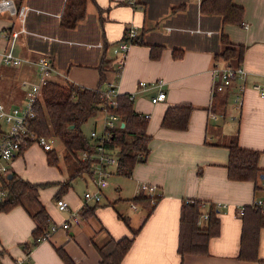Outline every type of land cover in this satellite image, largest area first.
<instances>
[{"label":"crops","instance_id":"0c3cea01","mask_svg":"<svg viewBox=\"0 0 264 264\" xmlns=\"http://www.w3.org/2000/svg\"><path fill=\"white\" fill-rule=\"evenodd\" d=\"M13 1L18 9L25 10V17L0 13V54L10 50L23 62L10 66L0 60V104L6 109L24 104L26 87L36 79L34 62L38 57L48 58L56 70L51 81L57 78L89 89L97 86L96 67L105 63L106 83L102 89L115 83L118 94H134L135 112L148 115L146 134L150 141L147 158L135 164L130 177L112 171L129 181L132 192L122 197L118 194L112 201L104 195L98 205L85 202L87 188L79 196L71 186L76 178H81L87 187L83 177L91 178L90 175L80 173L69 181L66 166L64 175L59 172V158L56 157V165H50L48 151L36 144L7 162L9 173L30 183L58 185L38 189V200L48 214L46 231L67 222L69 211L76 212L80 222L69 224L67 229L59 227L27 255L24 244L31 242L35 223L30 213L36 207L34 211L25 205L0 212V250L4 252L0 264H17L16 260L26 256L28 264H64L58 249L75 264H99L97 247L109 239L131 237L130 230L138 227L139 232L120 264H255L237 256L241 235L239 210L264 199V96L252 87L254 83L264 85V0H232L243 9L240 26L222 23L220 16L201 13L202 0H86L84 16L72 29L59 25L67 0ZM130 26L137 27L139 41L129 49L116 77L111 47L125 38ZM12 33L17 34L14 37ZM221 37L231 46L242 48L239 66L248 76L239 108L232 104L236 87L213 92L212 67L236 66L233 62L216 61L215 55L224 48ZM152 46L160 47L157 59L150 58ZM160 80V88L153 85ZM140 82L146 87H141ZM159 90L166 93L165 100L152 104L151 97ZM173 106H191L185 130L161 127L166 109ZM0 124L5 131L1 120ZM94 128L97 129L95 125ZM235 135L240 148L259 152L262 174L257 190L253 182L227 178L226 145ZM32 146L44 152L46 177L34 171L36 163L26 156ZM139 182L153 184L161 193L149 216L146 203L131 201L138 195ZM63 184L66 189L59 198L67 202L68 212L60 211L56 205V192ZM120 191L118 187L117 192ZM187 199L209 205L222 203L226 207L215 209L220 229L219 235L209 241V253L185 255L181 259L177 253L179 209ZM94 206L91 215L81 216L83 209ZM206 221L200 215L198 226H205ZM257 254L264 258V228L259 231Z\"/></svg>","mask_w":264,"mask_h":264},{"label":"trees","instance_id":"16d2710c","mask_svg":"<svg viewBox=\"0 0 264 264\" xmlns=\"http://www.w3.org/2000/svg\"><path fill=\"white\" fill-rule=\"evenodd\" d=\"M86 0H67L60 19V27L72 29L76 22L84 16ZM78 11V12H77ZM200 12L203 14L217 15L221 17L222 23L241 25L243 9L232 3V0H202ZM125 39V38H124ZM223 50L215 55L216 61L227 64L233 62L240 65L242 60V48L231 46L223 37ZM106 49L105 46H103ZM160 47H151L150 58L159 57ZM105 63L98 65V82L94 89L80 87L71 83L59 84L48 81L41 90V97L37 103L36 114L30 121V130L38 136L56 138L63 144L66 152L65 160L70 161L67 167L69 181L87 173L92 175L91 160L81 161L79 154L86 151L94 152L95 142L86 137L81 125L97 116L102 107L114 113L119 118V125L111 131V138L107 146L116 149L117 165L115 173L130 177L135 164L143 162L149 153L148 143L150 136L146 134L147 118L139 116L133 108V102L128 94H118L115 98L116 106L111 107L107 101L100 98V90L105 85ZM191 113V106L168 107L161 121V127L173 130H185ZM124 126L121 127V124ZM72 127V128H70ZM4 128L0 124V137ZM32 142L22 146L19 153L27 149ZM228 158L226 163L227 178L231 181H249L254 183V190L259 189L257 182L262 174L258 167L259 152L255 150L242 149L237 144L236 135L226 145ZM56 153L51 150L47 152L50 165H56ZM12 174V173H11ZM47 184H34L12 174L8 180H4L2 188L5 195L0 199V212H7L17 206H25L31 203L36 210L30 213L35 223L31 234V244L38 243L36 240L48 229V214L38 200V189ZM65 184L61 185L56 192V199L65 190ZM160 198H151L144 193H139L131 199L132 202H144L148 206V216ZM199 200H183L179 209V232L177 240V253L181 259L185 255L205 256L209 253V241L219 235L220 220L213 204L208 209V219L205 226H198V218L202 214ZM98 205V203H96ZM96 206L91 209H83L81 216L92 214ZM241 220V235L239 240V252L237 258L241 261H249L255 264H264V258L257 254L258 235L260 229L264 228V214L257 208L246 205L239 214ZM147 216V217H148ZM146 217V218H147ZM145 218V219H146ZM144 219V220H145ZM143 220V221H144ZM143 223V222H142ZM140 227L132 229L131 237H123L119 240L109 239L105 244L97 247L100 256L99 264H120L129 251L133 240ZM26 254L31 250L30 244L25 243ZM0 250V256L3 254ZM57 254L64 264H75L69 256L58 249Z\"/></svg>","mask_w":264,"mask_h":264},{"label":"built area","instance_id":"2783aa9c","mask_svg":"<svg viewBox=\"0 0 264 264\" xmlns=\"http://www.w3.org/2000/svg\"><path fill=\"white\" fill-rule=\"evenodd\" d=\"M0 13H7L13 16H17L21 19L25 17V10L23 8L18 9L13 0H0ZM17 33H12L15 37ZM139 34L138 29L135 26H130L126 29L125 39H122L114 43L111 47V51L114 57V63L116 64L115 74L118 77L123 69L127 53L132 45L138 43ZM0 60L5 65L18 66L23 60L16 57L10 50L2 52L0 54ZM36 79L34 82L28 84L24 94V104L17 107H11L6 109L0 104V120L6 126L3 135L0 137V199L5 195V190L2 188V183L7 180L8 167L7 162L13 159L19 153L22 146L29 142L40 146L44 151L51 150L52 139L45 136H38L30 130V121L34 119L37 109V103L41 97L42 87L51 80L56 70L53 68L51 61L46 57H38L35 62ZM213 76V92H223L228 88L236 87L237 95L234 97L233 103L236 108H239L242 104V95L246 89L247 72L242 66H231V65H214L211 69ZM115 83H110L100 90V98H103L111 107L116 106V96L118 93L114 87ZM141 87H146L144 82H140ZM153 85L160 88L163 82L153 83ZM253 89L259 92L260 96H264V85L254 83ZM129 99L133 100L134 94L130 93ZM166 93L159 90L157 94L151 97L150 102L156 104L165 100ZM103 119L101 120L100 129H92L89 132V138L95 142L94 152H82L79 154L81 161L91 160L92 175L91 179L94 183V190L86 191L83 195L86 203H99L101 201V190L107 186L106 176L110 174V168L115 170L117 165L116 149L109 148L107 143L111 138V131L116 128L120 121L116 114L107 112L102 107ZM139 116H141L139 114ZM148 118V115L144 116ZM144 193L146 196L151 198H158L161 193L158 191L157 186L153 184H147L139 182L137 186V193ZM56 205L60 211H69L68 204L62 198L56 200ZM201 208L204 212L201 217L204 220L208 219L209 204L201 202ZM214 209L225 208L226 204L216 203L213 205ZM253 207L259 209L264 214V199H259L252 204ZM134 209V205L130 206ZM242 208L239 210L241 214ZM80 218L76 212H68V221L64 222L60 226H51L48 231H45L36 242H42L49 239L51 232H54L59 227L67 229L69 224H78ZM30 244L32 249L33 244ZM30 252V251H29ZM27 253V255L29 254ZM17 264H28L27 256L24 260H16Z\"/></svg>","mask_w":264,"mask_h":264},{"label":"rangeland","instance_id":"374dc122","mask_svg":"<svg viewBox=\"0 0 264 264\" xmlns=\"http://www.w3.org/2000/svg\"><path fill=\"white\" fill-rule=\"evenodd\" d=\"M52 80L59 83V84H65V82H63L62 80H59L57 78H53ZM102 88H103V86H102ZM232 104H234V103L232 102ZM103 116H104L103 113L99 112L96 117H94V118L90 119L89 121L85 122L84 124H82L81 125L82 132L85 135H89V131L94 127V125L97 127V129H99L100 124H101V120L103 119ZM227 118H229V116H227ZM51 139H52L51 149L55 151L57 157L59 158V165H58V167H60L59 172H61V174L64 175L66 172L65 168L68 167V165L70 164V161L65 160L66 152L64 150V147H63V144L61 143V141L54 138V137H52ZM39 152H41L43 155L37 154ZM45 154H46V152H45ZM26 156L30 157V160L32 161V163H36V166L34 167L35 172L37 171L38 174L40 176H43V177H46L48 175V171H45L47 164H46L45 158L43 157L44 152L40 147L32 146L30 148V150L28 151ZM24 162H26V165H28L27 158L24 159ZM21 165H23V161H20V166ZM52 170H54V169H52ZM110 171H111L110 174H108L105 178L107 181V187H105L104 189L101 190V201H103L104 195L108 198L109 201H112L113 197H115V198L118 197V194L122 197V195L126 196L132 192V186L130 185L128 180H126L124 177L116 175L115 173H112V171H114L113 168H110ZM8 174H9V172H8ZM67 176H68V174H67ZM83 178L88 183L87 187L84 186V182L82 181L81 178H76V180L71 183V186H72L74 193L78 194L79 196H82V194L86 188L90 191L94 190V189H92L94 183L92 182L91 178L87 177L86 175H84ZM67 179H68V177H67ZM50 186H58V185L57 184L56 185H47L46 188L50 187ZM118 187L121 188V191L119 193L117 192ZM46 194H47L46 196H48V193H46ZM52 202L54 203V199L52 200ZM26 206H28L30 209H33V208L35 209V206L31 203H27ZM34 209L32 211H34Z\"/></svg>","mask_w":264,"mask_h":264},{"label":"water","instance_id":"95a60500","mask_svg":"<svg viewBox=\"0 0 264 264\" xmlns=\"http://www.w3.org/2000/svg\"><path fill=\"white\" fill-rule=\"evenodd\" d=\"M123 126H124V123L121 124V127H123ZM70 128H72V127H70ZM11 177H12V174L9 173V174L7 175V179L9 180Z\"/></svg>","mask_w":264,"mask_h":264}]
</instances>
